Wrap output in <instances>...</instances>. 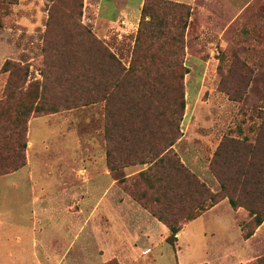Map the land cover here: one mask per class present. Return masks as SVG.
Instances as JSON below:
<instances>
[{"label":"rangeland","instance_id":"1","mask_svg":"<svg viewBox=\"0 0 264 264\" xmlns=\"http://www.w3.org/2000/svg\"><path fill=\"white\" fill-rule=\"evenodd\" d=\"M79 1L78 8L64 6ZM110 1L119 2L118 15L100 30L96 17L113 11L104 0H0V95L27 92L0 122L12 123L21 110L28 119L57 115L32 123L30 165L21 172L31 171L37 185L54 174L45 181L52 196L55 173L76 162L78 140L80 170L87 158L105 157L113 187L168 229L164 241L170 231L154 211L183 219L208 202L207 189L227 192L241 206L226 197L187 227L180 220L175 243L154 249L157 264H258L264 221L245 238L254 215L242 203L264 211V0ZM78 24L118 62L91 46ZM181 98L177 122L173 105ZM176 162L206 189L181 182ZM13 177L0 176V264L103 263L97 242L82 253L72 248L71 230L53 239L64 231L60 223L47 224L46 239H15L38 232L32 221L9 222L12 214L32 216L10 207H29L40 192L18 193L12 183L29 186ZM134 220L129 216L126 226H137ZM95 239L114 237L96 232Z\"/></svg>","mask_w":264,"mask_h":264},{"label":"crops","instance_id":"2","mask_svg":"<svg viewBox=\"0 0 264 264\" xmlns=\"http://www.w3.org/2000/svg\"><path fill=\"white\" fill-rule=\"evenodd\" d=\"M104 1L110 4V7L115 11L114 13L113 11L109 12L110 14L101 12L102 14L96 17L100 30L103 26L114 22V18L118 15L120 8L118 1ZM132 17L130 16V21H132ZM1 97L2 94L0 95V99ZM54 116L57 115L36 116L29 119L26 164L16 171L0 175L14 176L13 180H18V182L21 180L25 181L29 186L28 188H17L18 183H12V186L16 187L15 191L18 193H28L29 196L35 197L37 187L40 192L38 199H34L29 207L27 205H25V208L23 206L10 207L14 212L19 211V209H26L32 213V216L25 217L12 214L7 219L11 223L15 221L17 223L32 221L33 230L38 232L39 236L37 234L31 238H21L20 235H17L14 236L15 239H46L44 229L47 227V224L52 223L56 225L60 223L58 226L63 228L64 231L60 232L59 235L57 234L53 239H66L65 230H71L69 234L71 233L72 248L76 247V250L82 253L90 250L89 242H97L98 244H95L94 248H96L95 252L99 254V258L103 260L102 264L111 258H117L120 264H157V256L154 254V249L164 243L172 246L169 242L164 241L168 229L164 225H161L157 219L151 217L139 205L132 202L131 199L125 198L121 190L113 187L112 183L114 179L112 180L111 172L105 166V157L102 160L96 159L97 161L95 158H87V168L85 171L80 170L78 164L80 157L78 154L79 142L77 140L74 150L75 156L73 155L72 157V159H76V162L66 172L55 173L57 183L55 194L52 196H49L50 194L47 193L45 181H49L50 177L54 174H49L44 182L37 185L34 182L31 171L21 172L22 169H28L30 165L28 149L31 146L30 132L32 123L38 119L49 122L46 121L47 118ZM91 157L95 156L91 155ZM128 174L131 173L128 171ZM68 177H70L69 181ZM13 189L11 187V190ZM218 206L219 204H216L207 209L195 219L188 221L184 227H187L189 223L197 220L199 217L214 212ZM129 216L135 219L134 221L137 223V226L133 228L126 226ZM64 222L65 224H63ZM85 229L87 230L86 237L80 239ZM96 232L99 235L101 233L109 236L113 235L114 239H105L104 244L100 243L98 239H95ZM189 245L188 247H190ZM108 249H113V252L106 254ZM63 253H59L61 258H63ZM206 264H210V262Z\"/></svg>","mask_w":264,"mask_h":264},{"label":"trees","instance_id":"3","mask_svg":"<svg viewBox=\"0 0 264 264\" xmlns=\"http://www.w3.org/2000/svg\"><path fill=\"white\" fill-rule=\"evenodd\" d=\"M156 4L160 5L159 2H157ZM81 5L82 3L79 1V3L75 2L72 3V5L66 4L64 6L66 8L74 9L76 7L77 8L80 7ZM78 27H79L78 31L81 30L83 33H85L86 39L89 42L91 41L90 42L91 46L93 45L98 49L104 50L105 58L108 61L116 62V63L118 62L116 57L111 52L107 51L106 48H104V46H102V44L96 38H94L90 32L85 31L84 27L80 24H78ZM9 86H11V84L8 83L7 88H9ZM26 93L27 92H23L21 89H19L15 93L8 89L4 90L3 96L0 99V117L3 116L2 112H4V110H6L11 105V103L18 101L19 99L22 100V98L25 96ZM38 109H42V108H38ZM183 109H184V101L181 98L179 103L173 105V112L175 113V118L177 122L180 120V117L183 113ZM24 111L21 110L16 112L13 118L14 121L12 123L6 124L4 122H0V175L16 171L26 164L27 140L25 139V134L28 130L27 123L29 119L27 117L28 112L23 114ZM30 111H36V109H30ZM54 111L56 110L53 109L51 112ZM21 117L27 119L26 120L24 119V121L20 122L19 118ZM11 141L13 142L11 143ZM171 145H173V143H171L169 146ZM176 165L184 172L181 182L187 183L189 185H193L194 188L197 190L205 188L204 184L200 182L198 178H196L192 173L188 172L186 169H183L182 164L176 162ZM255 183H259V180H256ZM178 185L174 189V191L177 194L179 193L178 188H180ZM206 194L208 195V202L206 204L200 203L199 209L197 211L193 213L188 212L185 218L183 219L182 217L167 218L165 215H162V213L159 211L153 212L161 221H163L168 226L170 234L167 237V241L170 244H174L176 241L175 235L181 229V226L179 225L180 220L181 221L184 220V222L193 220L196 217H198L200 214H202L204 211L211 208L212 206H214L215 204H217L219 201H221L226 197L229 199V202L232 207L241 206V204L238 203L237 199H235V197L232 194H229L227 192L223 194H218V193L211 194L207 189ZM242 205L247 208L249 213L254 215L253 227L244 232V237L249 238L254 233L255 228L258 227L264 221V211L262 209H259V207H257L252 201L249 200L242 203ZM258 264H264V257L258 260Z\"/></svg>","mask_w":264,"mask_h":264}]
</instances>
